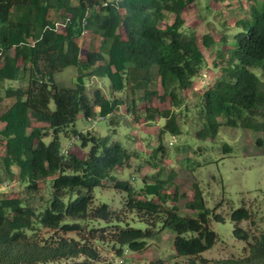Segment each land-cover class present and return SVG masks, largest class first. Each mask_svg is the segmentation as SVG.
<instances>
[{
    "label": "trees",
    "instance_id": "1",
    "mask_svg": "<svg viewBox=\"0 0 264 264\" xmlns=\"http://www.w3.org/2000/svg\"><path fill=\"white\" fill-rule=\"evenodd\" d=\"M198 1L0 0V182L17 179L30 194L0 195V264H112L103 250L117 258L143 251L157 229L172 233L175 253L170 263L149 264H264V215L257 220L244 206L230 212L232 235L244 243L239 254L198 260L218 241L210 221L223 217L205 207L197 183L190 200L179 193L176 172L157 157L162 136L180 134L181 124L176 113L149 102L168 98L172 108L189 113L187 92L208 69L196 37L184 31V14ZM167 15L173 21L161 27ZM235 24L243 30L237 43L223 36L215 46L208 29L201 36L218 75L196 96L195 136L214 135L221 125L247 129L261 135L256 145L264 152V3ZM68 67L77 69L73 86H57L55 74ZM86 77L107 78L110 96L98 89L89 95ZM11 82L18 86L6 85ZM121 108L136 122L163 120L157 147L129 173L147 168L133 183L114 174L130 169L136 151L74 128L78 117L115 124ZM61 136L77 146L64 153ZM106 183L124 193L119 209L95 202L93 190ZM40 184L47 196L36 204ZM178 201L189 216L178 213Z\"/></svg>",
    "mask_w": 264,
    "mask_h": 264
},
{
    "label": "rangeland",
    "instance_id": "2",
    "mask_svg": "<svg viewBox=\"0 0 264 264\" xmlns=\"http://www.w3.org/2000/svg\"><path fill=\"white\" fill-rule=\"evenodd\" d=\"M263 3L264 0H199L187 9L184 14L186 22L184 31L191 32L196 37L205 57L209 79L197 80L187 92L186 106L189 113L172 108L168 98L161 100L157 96L149 102L151 107L176 113V122L181 124L180 134L174 137L169 134L162 136L164 152L162 154L159 152L157 155L161 157L167 169L172 168L176 172V178L173 180L174 186L179 193H183L186 199L190 200L193 185L197 183L205 207L223 217L222 222L210 221L209 226L217 234L218 241L198 260L205 259L208 262L223 260L238 255L244 247V243L236 240L232 235L233 224L230 221L232 210L242 206L250 208L257 220L264 215V152L262 147L256 145V140L261 135L251 130L221 125L214 135L199 139L195 136V132L200 129L201 125L194 118L196 96L212 84L213 79L218 75L217 69L213 68L210 63L209 53L203 50L201 36L208 33V29L216 43L215 46H219L223 36L237 43L243 30L235 22L243 19L249 20L250 12L260 9ZM172 21L173 16L167 15L161 27ZM84 43V41L81 43V58H83ZM253 71L258 73L257 70ZM76 76L77 69L68 67L55 74L54 83L61 87H72ZM6 85L17 87L18 83L11 82ZM84 85L89 95L94 89H98L106 97L110 96L107 78L86 77ZM155 87L161 97L163 92L160 84L156 83ZM144 106L139 105L140 109ZM119 113L115 124H109L108 117L102 120L95 118L93 119L94 124L92 121L78 117L74 128L79 132L90 130L98 136H110L122 147L136 151L138 159L131 161L130 169H116L114 174L117 179L129 180L133 183L136 177L141 178L145 174L147 168H142L136 175L129 173H132L137 164H140L141 160L157 147L158 131L163 120L157 117L153 124H145L143 120L134 121L132 115H125L124 108L119 109ZM60 142L62 146H65L68 139L61 136ZM77 144L78 142L74 141L72 146H77ZM224 145L229 147L228 151L223 150ZM75 151L80 155L78 148H75ZM185 158H187L186 163L182 161ZM4 182H7L8 189L0 190V195L19 198L30 196L17 179L11 181L2 179L0 185ZM46 196L47 189L44 184H40L39 192L32 198L38 204L40 197L43 199ZM93 196L95 202H103L114 209H119L124 193L113 188L111 183H106L102 188H95ZM176 206L180 215L189 216V212L183 208V201L176 202ZM240 226L246 229L249 224L243 221ZM172 237V233L168 230L157 229L156 235L148 241L149 245L143 251L125 252L122 257L117 258L109 251L103 250L102 256L106 262L111 261L112 264H149L157 258L168 260L170 263L171 256L175 253L172 247ZM177 261L186 264L184 259H177Z\"/></svg>",
    "mask_w": 264,
    "mask_h": 264
},
{
    "label": "built area",
    "instance_id": "3",
    "mask_svg": "<svg viewBox=\"0 0 264 264\" xmlns=\"http://www.w3.org/2000/svg\"><path fill=\"white\" fill-rule=\"evenodd\" d=\"M54 26H55V29H59V28L63 27V25L60 23H56ZM200 77L202 80H206V79L208 80L209 79L207 69H204L202 71V73L200 74ZM73 144H74V139L73 138L69 139L67 144L65 146H63V152L66 153V151L68 149H70ZM6 184H7V182L2 183V185H0L1 186L0 190L8 189ZM3 185H4V187H3Z\"/></svg>",
    "mask_w": 264,
    "mask_h": 264
}]
</instances>
